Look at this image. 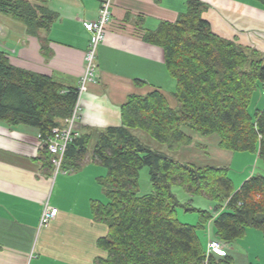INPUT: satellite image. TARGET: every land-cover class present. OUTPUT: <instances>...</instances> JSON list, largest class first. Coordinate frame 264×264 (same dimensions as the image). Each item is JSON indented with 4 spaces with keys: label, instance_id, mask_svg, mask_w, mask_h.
Listing matches in <instances>:
<instances>
[{
    "label": "trees",
    "instance_id": "16d2710c",
    "mask_svg": "<svg viewBox=\"0 0 264 264\" xmlns=\"http://www.w3.org/2000/svg\"><path fill=\"white\" fill-rule=\"evenodd\" d=\"M264 2V0H259ZM204 4L187 2V11L173 23L161 22L154 31L141 32L144 42L163 50L167 72L176 82L169 106L158 91L130 95L120 107L121 125L98 133L91 161L106 169L98 178L106 202L91 204L92 218L104 224L97 240L104 258L95 264H235L229 255L205 256L196 230L213 223L217 240L227 246L257 229L264 242V177L252 175L236 190L228 168L175 160L134 136L139 130L169 151L190 145L181 128L201 136L216 135L219 148L251 152L264 167V109L248 111L253 94L264 87V58L211 32L202 19ZM0 13L22 24L29 34L46 31L56 14L45 0H0ZM77 89H63L50 77L11 66L0 51V121L34 128L42 147L38 161L53 169L44 140L71 116ZM91 135L67 144L62 171L79 169L87 161ZM148 170L151 192L139 195V175ZM214 204L213 212H198L199 223L178 222L180 206L172 188ZM206 230V229H205Z\"/></svg>",
    "mask_w": 264,
    "mask_h": 264
},
{
    "label": "crops",
    "instance_id": "0c3cea01",
    "mask_svg": "<svg viewBox=\"0 0 264 264\" xmlns=\"http://www.w3.org/2000/svg\"><path fill=\"white\" fill-rule=\"evenodd\" d=\"M188 1H113L104 40L97 49L96 76L80 95L74 125L79 136L93 137L95 131L121 125L120 107L130 95L158 91L169 106L175 107L171 94L176 82L167 72L163 50L144 42L140 34L154 31L161 22H175L187 11ZM198 1L204 4L201 17L214 35L264 58V2ZM45 3L56 19L49 29L36 34H29L22 24L2 14L0 51L15 68L48 76L63 89H77L90 42L82 23L96 19L99 0ZM250 104L254 112L264 109L261 91L253 95ZM181 130L191 138V144L176 151L149 138L156 150L198 167L229 169L235 161L252 162L247 152L221 150L216 135L201 136L187 127ZM131 132L147 144L143 141L147 134ZM41 147L36 129L0 121V264H95L96 259L106 256L97 240L107 232L104 224L93 220L91 204L106 202L97 180L106 170L89 155L88 164L79 169L55 173L38 161ZM46 205L57 212L49 224L40 226ZM211 223L206 229L207 239H216ZM227 255L235 264H252L249 255L233 245L228 246Z\"/></svg>",
    "mask_w": 264,
    "mask_h": 264
},
{
    "label": "rangeland",
    "instance_id": "374dc122",
    "mask_svg": "<svg viewBox=\"0 0 264 264\" xmlns=\"http://www.w3.org/2000/svg\"><path fill=\"white\" fill-rule=\"evenodd\" d=\"M0 17H4L0 13ZM2 41L0 37V42ZM264 87L260 90L263 92ZM259 92V90L257 91ZM255 92L254 94H256ZM253 94V95H254ZM253 105H249L248 111L251 115H253ZM102 132V130H99L98 132H93V137L91 142L89 143L88 150H87V161L85 164H88L90 158L88 159V156L92 155L95 142L97 140L98 133ZM143 136V135H142ZM146 136V135H145ZM150 136L144 137L143 141L146 142L150 147L155 148L153 141L149 138ZM156 149V148H155ZM246 156H249L250 164L247 165V161L243 160L240 162V164L236 163L238 161L233 162V164L229 168L228 176L232 181L233 187L237 190L240 185L243 183V181L246 180V177H249L250 175H263L264 172L262 169L264 168L261 161L257 159V156L255 153L247 152L245 153ZM106 170V169H105ZM139 195H145L151 192V184L148 180V170L147 168H144L142 171H140L139 175ZM172 191L174 195L176 196L177 200L179 201L180 206H178L175 210V214L177 217V220L181 224H186L190 226H197L199 223V214L198 212H192V211H186L185 207L198 209L202 211H206L208 213H214L213 208L214 204L204 197L201 196H190L186 193V191L179 185H176L172 188ZM213 228V223H211V229ZM207 226H203V229L196 230V234L199 237L200 240H202V243L207 244V235L206 230ZM214 229V228H213ZM244 238V239H243ZM242 239L237 240L233 247H235L237 250L249 255L250 263L252 264H264V242H263V234L260 230L257 229H247L246 230V236Z\"/></svg>",
    "mask_w": 264,
    "mask_h": 264
},
{
    "label": "built area",
    "instance_id": "2783aa9c",
    "mask_svg": "<svg viewBox=\"0 0 264 264\" xmlns=\"http://www.w3.org/2000/svg\"><path fill=\"white\" fill-rule=\"evenodd\" d=\"M113 1L114 0H99L96 19L82 23V26L90 36V42L84 57L85 67L77 88L76 102L71 116L65 120L64 125L53 128L50 135L44 140L47 151L52 156L51 164L55 173L61 171V163L67 144L79 136L78 133L74 131V125L78 119V112L80 109V95L87 89V85L92 82L93 78L96 76L95 61L97 57V49L104 40L105 29L111 16L110 7L112 6ZM262 94L264 95V89ZM38 137L40 138L39 134ZM56 212L57 210L55 208L46 205L42 211L40 226H46L49 224V222L54 219ZM227 249L228 246L223 242L217 239L208 238L205 256L206 258L211 255L223 257L227 254Z\"/></svg>",
    "mask_w": 264,
    "mask_h": 264
}]
</instances>
